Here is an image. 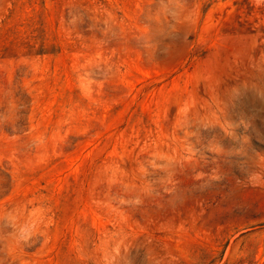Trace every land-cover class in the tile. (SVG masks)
I'll return each instance as SVG.
<instances>
[{"label": "rangeland", "instance_id": "rangeland-1", "mask_svg": "<svg viewBox=\"0 0 264 264\" xmlns=\"http://www.w3.org/2000/svg\"><path fill=\"white\" fill-rule=\"evenodd\" d=\"M0 264H264V0H0Z\"/></svg>", "mask_w": 264, "mask_h": 264}]
</instances>
